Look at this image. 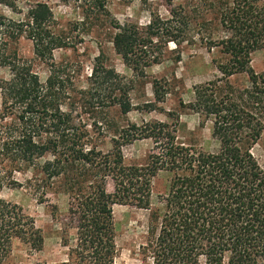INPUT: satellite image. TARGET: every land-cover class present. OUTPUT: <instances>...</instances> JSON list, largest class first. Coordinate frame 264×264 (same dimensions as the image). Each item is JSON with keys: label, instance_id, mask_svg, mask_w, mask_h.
<instances>
[{"label": "trees", "instance_id": "trees-1", "mask_svg": "<svg viewBox=\"0 0 264 264\" xmlns=\"http://www.w3.org/2000/svg\"><path fill=\"white\" fill-rule=\"evenodd\" d=\"M166 0L169 15H154L146 27L112 20L117 30L115 50L135 70L142 62H159L158 42L180 43L191 10ZM3 6L16 10V0H0V264H6L16 241L41 251L43 231L24 207L1 196L5 186H23L17 172H34L27 186L40 202L49 192L68 196L67 213L60 220L63 245L68 248L62 264H115L118 247L114 216L116 204L135 201L150 209L149 237L143 252L152 264H262L264 262V168L252 152L264 133V73L252 67V54L264 48V3L260 0H217L215 11L225 36L211 39L226 55L218 63L221 77L194 86L186 107L211 122L219 142L214 152H200L177 141L174 130L157 123L145 137L164 136V153L152 154L143 164H126L121 138L105 151L81 127L72 100L70 79L57 64L42 81L32 61L14 47L25 33L34 53L44 62L53 60L59 37L51 29L52 8L37 2L21 21L8 17ZM98 7L108 12L101 2ZM213 40V41H212ZM247 75L246 85L230 78ZM89 93L102 104L132 109L127 83L113 68L96 63ZM67 101H70L69 103ZM67 105V106H66ZM125 142V141H124ZM169 172L163 204L152 208L153 181ZM112 184V190L108 188ZM58 206L52 210L59 218ZM74 230L72 237L68 235ZM48 264V263H42Z\"/></svg>", "mask_w": 264, "mask_h": 264}, {"label": "rangeland", "instance_id": "rangeland-1", "mask_svg": "<svg viewBox=\"0 0 264 264\" xmlns=\"http://www.w3.org/2000/svg\"><path fill=\"white\" fill-rule=\"evenodd\" d=\"M260 1L264 3V0ZM37 2L48 3L54 13L51 29L60 41L59 47L53 51V60L46 63L37 58L33 41L25 33L19 36L14 47L21 56L32 61L43 82L52 65L60 66L64 77L73 85L72 100L77 105V120L90 132L94 144L109 151L114 138L136 125L129 132L127 139L131 140H120L126 143L122 147L125 163L143 164L152 154L165 151L166 137L144 136L162 122L175 131L178 142L200 152L219 149V142L211 134V122L203 123L199 114L186 107L194 99L195 85L222 75L217 66L226 55L218 45L210 48L212 38L226 34L219 25L214 8L217 0H175V4L181 3L191 10L185 34L180 43L173 40L158 42L154 50L159 55V62L143 60L146 65L143 70L127 65L117 53L113 43L117 30L111 22L137 23L145 28L154 15H169L166 0H16V10L6 6L1 10L15 21H21L27 18L29 9ZM99 2L108 12L98 7ZM96 63L115 69L127 83V96L132 103L128 113L108 102L102 104L89 93L90 75ZM251 64L255 71L264 73V48L254 51ZM8 76L9 69L0 67V77ZM230 80L242 86L247 84L248 77L235 75ZM252 152L264 168V133L253 145ZM33 175L32 171L15 173L24 185L5 186L1 196L21 204L34 217L43 231L44 247L35 251L23 241H16L6 264H62L67 259L68 248L63 245L60 220L67 213L68 196L49 192L46 201L40 202L34 189L27 186V179ZM170 179L169 172H161L154 179L152 208L162 206ZM108 188L112 190L109 182ZM55 205L59 209V218L52 215ZM113 206L118 247L115 264H152L150 257L143 252V245L149 237L151 210L138 207L135 201ZM67 234L72 237L74 230L70 229Z\"/></svg>", "mask_w": 264, "mask_h": 264}]
</instances>
